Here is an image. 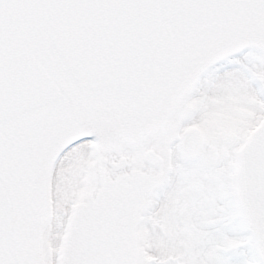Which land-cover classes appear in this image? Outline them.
I'll list each match as a JSON object with an SVG mask.
<instances>
[{"label":"snow or ice","instance_id":"6c2138e0","mask_svg":"<svg viewBox=\"0 0 264 264\" xmlns=\"http://www.w3.org/2000/svg\"><path fill=\"white\" fill-rule=\"evenodd\" d=\"M0 264H264V0H0Z\"/></svg>","mask_w":264,"mask_h":264}]
</instances>
